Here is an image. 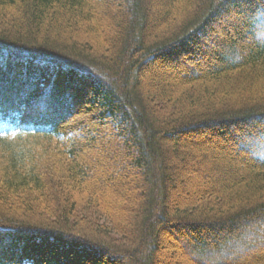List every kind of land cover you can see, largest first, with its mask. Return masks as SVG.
<instances>
[{
  "label": "trees",
  "instance_id": "trees-1",
  "mask_svg": "<svg viewBox=\"0 0 264 264\" xmlns=\"http://www.w3.org/2000/svg\"><path fill=\"white\" fill-rule=\"evenodd\" d=\"M113 5L0 0V264H264V0Z\"/></svg>",
  "mask_w": 264,
  "mask_h": 264
},
{
  "label": "rangeland",
  "instance_id": "rangeland-1",
  "mask_svg": "<svg viewBox=\"0 0 264 264\" xmlns=\"http://www.w3.org/2000/svg\"><path fill=\"white\" fill-rule=\"evenodd\" d=\"M102 1H109L111 3H113V6H118L117 4L120 3L121 0H102ZM103 4H100V6H102ZM99 13L102 14L103 13V9L98 7ZM112 11V10H111ZM110 20V19H109ZM108 19H106V23L108 25H114L113 21H109ZM189 66L192 65V63H188ZM77 86H81L80 84ZM8 97H10L12 99V97H14L13 100H15V95H16V90L14 91H7L6 92ZM236 96V94H235ZM83 104H88L83 103ZM82 106V105H81ZM55 109L57 110H62V108L60 107H55ZM63 112H65V110H63ZM99 120L96 119L93 115L88 114V113H82L77 115L74 119H72L71 122H79L81 123L86 129H91V128H96L98 127V122ZM90 137H98L103 136L104 138V142H99L96 141L93 144V148L92 151L89 152L90 157L92 156V158H95L97 155L101 154H105L106 152H110L111 148L115 149V154L117 155V158L113 160V162H108L105 161V163L107 165L101 166V168H95V175H100L102 174L101 172H104V174L106 175H110V174H114V175H119L121 178L125 175H129L132 176L135 174V172H137L136 170H134V168L132 166H130L129 162L130 160H126L128 153L126 152V150H124L122 148V140L119 137V135H117V133H115V130L112 126V130L108 127H102V133L97 134V132L95 131H90L89 135ZM107 148V149H106ZM110 149V150H109ZM113 151V150H112ZM201 176V175H200ZM106 193L108 194V188H105Z\"/></svg>",
  "mask_w": 264,
  "mask_h": 264
}]
</instances>
